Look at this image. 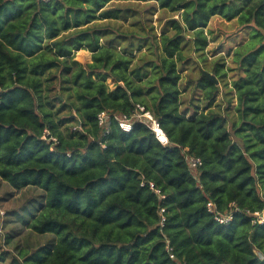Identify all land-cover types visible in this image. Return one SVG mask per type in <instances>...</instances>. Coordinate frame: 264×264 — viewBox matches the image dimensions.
Instances as JSON below:
<instances>
[{"label":"trees","instance_id":"16d2710c","mask_svg":"<svg viewBox=\"0 0 264 264\" xmlns=\"http://www.w3.org/2000/svg\"><path fill=\"white\" fill-rule=\"evenodd\" d=\"M214 16L249 33L230 64ZM0 179L39 193L11 214L42 238L0 235L5 264H264V0H0Z\"/></svg>","mask_w":264,"mask_h":264},{"label":"rangeland","instance_id":"374dc122","mask_svg":"<svg viewBox=\"0 0 264 264\" xmlns=\"http://www.w3.org/2000/svg\"><path fill=\"white\" fill-rule=\"evenodd\" d=\"M120 5L129 6L133 9H136L138 13H141L145 15V17H150L151 23L154 25L155 30L157 33L160 31V27L162 22L164 21V17L168 16L169 13L163 10L155 9V4L149 2V3H133V2H123L120 3ZM176 16V15H175ZM132 21V18L128 17L126 21L122 22L123 28L128 26V23ZM125 26V27H124ZM211 30V33H208V31ZM239 29L236 27L234 21H225L224 19L214 16L210 19V21L207 24V27L205 28V31L208 33L209 37V43L208 47L206 49V54L209 58H212L213 50L217 51L216 56L222 55L226 59V63H229V58L227 57L228 53V44L234 45V39H239L241 42L242 40H245L249 33L247 30L243 29L241 31H238ZM233 47V46H232ZM215 53V52H214ZM75 59H77L81 63H87L90 61V53L87 51H77L75 53ZM190 72V71H189ZM198 69L193 68L192 73L197 74ZM187 72H183L182 75L183 80L182 83L185 85L187 84L185 77ZM231 73L228 74V77ZM110 82V81H108ZM111 85V83H110ZM185 100L188 99L190 95V91H186L185 94ZM222 99L221 92L216 96V100L220 101ZM224 105V100L222 103V106ZM39 195L37 191H34L32 189H26L25 193H22L20 191L12 190L5 181L0 179V218L3 222V226H1L0 229V235H4L5 233L10 234L11 238L13 240H18L21 243H24L26 238L25 236L28 235L27 229L22 224L21 220L19 218H16V215L11 214V211L18 210L22 207V205L26 202V200H31L33 196ZM9 219V220H7ZM7 220V224H5V221ZM29 236V235H28ZM2 236H0V253L2 251H11V247L3 244ZM29 242H37L42 240L41 237H37L35 235H30L27 239ZM6 261V260H5ZM6 262L0 261V264H5Z\"/></svg>","mask_w":264,"mask_h":264},{"label":"built area","instance_id":"2783aa9c","mask_svg":"<svg viewBox=\"0 0 264 264\" xmlns=\"http://www.w3.org/2000/svg\"><path fill=\"white\" fill-rule=\"evenodd\" d=\"M136 106H137V112H135L133 117L140 120L144 124H146L149 127V129L151 130V132L153 133L154 137L161 144H163V145L167 144L168 139H167L163 129L161 128L159 122L153 117V115L149 111L145 110L143 106H140V105H136ZM97 119H98L99 125H104L106 123V119H107L106 113L100 112L97 115ZM115 119L118 121V124L123 131L128 132L131 129V127H132L131 119L132 118H129L126 116H115ZM189 164L191 167H195L196 165L200 164V160L191 158L189 160ZM155 191L159 192V190H155ZM207 206H208V209H211V203L210 202L207 204ZM233 210L238 211V208L234 207ZM255 214L258 216L259 222L264 220V212H261V213L255 212ZM231 217H232L231 213H228L225 215L215 216L214 218L221 223H225V222L229 221L231 219ZM0 229H1V225H0ZM171 257H172V255H171Z\"/></svg>","mask_w":264,"mask_h":264},{"label":"water","instance_id":"95a60500","mask_svg":"<svg viewBox=\"0 0 264 264\" xmlns=\"http://www.w3.org/2000/svg\"><path fill=\"white\" fill-rule=\"evenodd\" d=\"M201 75L205 76L206 78L213 80L214 82H217L216 78L214 77L213 74L209 73L206 70L201 69L200 70ZM128 247V245H126Z\"/></svg>","mask_w":264,"mask_h":264},{"label":"crops","instance_id":"0c3cea01","mask_svg":"<svg viewBox=\"0 0 264 264\" xmlns=\"http://www.w3.org/2000/svg\"><path fill=\"white\" fill-rule=\"evenodd\" d=\"M234 42H235L234 45L228 44L227 46H228V47H232V46L234 47V46H236L240 41H239V39H234ZM228 49H229V48H228ZM78 51H84V52H85V51H87V50H78ZM76 52H77V51H76ZM76 52H75V53H76ZM87 52L90 53L89 51H87ZM90 59H91V54H90ZM88 62H90V61H88Z\"/></svg>","mask_w":264,"mask_h":264}]
</instances>
